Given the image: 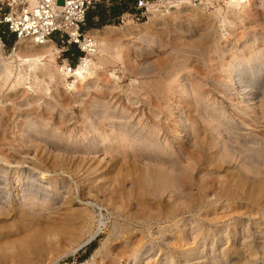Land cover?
<instances>
[{
  "label": "rangeland",
  "instance_id": "obj_1",
  "mask_svg": "<svg viewBox=\"0 0 264 264\" xmlns=\"http://www.w3.org/2000/svg\"><path fill=\"white\" fill-rule=\"evenodd\" d=\"M167 1L145 21L112 19L93 29L86 21L84 34L96 30L90 35L105 37L107 48L105 60L91 56L83 80L58 73L62 59L76 62L77 44L56 43L54 59L44 61L50 77L15 61L8 38L2 60L14 63L9 79L0 73V247L8 251L23 235L20 196L42 197L50 186L55 210L35 217L47 250L34 264L93 255L95 264H264V195L248 192L253 180L264 183V72L254 81L257 98L244 95L264 68V0ZM156 83L168 86L165 102ZM199 91L204 97L192 106ZM126 120L138 129L158 123L160 141L182 165L189 153L200 161L189 183L178 170L179 195L139 191L138 173L159 159L122 160L109 138L100 141ZM207 121L229 156L201 149ZM19 168L27 169L20 182ZM101 221L100 233L72 254Z\"/></svg>",
  "mask_w": 264,
  "mask_h": 264
},
{
  "label": "bare ground",
  "instance_id": "obj_2",
  "mask_svg": "<svg viewBox=\"0 0 264 264\" xmlns=\"http://www.w3.org/2000/svg\"><path fill=\"white\" fill-rule=\"evenodd\" d=\"M95 31L96 30H92V32H89V34L87 33V36H91L90 33L95 34L96 33ZM92 37H94L96 39L97 44H98L97 50L94 53H92V55H97L98 62H101V61L105 60V57L103 56V54L107 48V41H106L107 39L105 37L97 36L98 39L101 40L98 42V40L95 36H92ZM24 44L26 45V48H27L26 52H23L22 45H24ZM12 52H13V55L15 57V61L16 60L22 61V64L26 65V67L28 69L35 70L36 68H41L46 73H48L50 77L55 75V73H53V68L46 66V64L44 62L46 59L53 60L54 55L57 52L56 42L53 39H49L46 42L41 43V44L36 43L31 38L21 39V40H18L16 42L15 47L12 49ZM3 54H4V51H1L0 52V62H1L0 73L2 74V77L9 79L12 75L11 66L14 62L4 63L2 60ZM92 55L87 57V60L84 63L80 64L76 68L74 74L71 76H73V77L77 76L80 78V80H83L86 77L85 74H87V75L90 74L91 72L89 70L90 69L89 66H90V63L91 64L93 63V60L91 58ZM259 69H260L259 70L260 72L258 71L259 73L253 76V78H252L253 81L247 83L244 87V93H245L244 95L246 97H250L249 98L250 100L257 98V96H258V94H256L253 89L255 87L254 81L258 80V77L261 75V73L264 72V68H262V69L259 68ZM58 73H60V75H62V76L65 75L61 72L59 67H58ZM241 73H243V72H241ZM235 85L237 87H240L242 85V79L236 80ZM156 87H157L156 90L158 89L159 91L162 92L161 99L164 100V102L166 100H168L169 94L166 92V87H168V86L163 85L161 83L160 84L156 83ZM182 89L183 88L180 89V92L182 94H184ZM203 97H204V94L201 91L194 93V96L192 97L193 98L192 106H198L199 107V102H200V100L203 99ZM109 101L110 100L105 101L103 106L106 105L107 108H111L112 106H110L108 104ZM249 106L254 107L256 105H255V103L251 104V105L250 104L246 105V107H249ZM263 114H264V110L262 112V115ZM119 122L122 123L123 121H119ZM142 124H143V127L138 129L135 126V124H130L126 120V122L123 124L124 126H122L121 128H119L117 130L112 129V135L109 137L103 136L100 141L104 142L106 139L109 138L108 141H109L110 145L113 144L115 146L113 149L114 154H116V156L122 160L128 159V157L129 158L130 157L131 158H142V159L146 158V157H149V158L155 157V158L159 159L158 164H150V165L146 164L145 165L146 167L138 173V176L136 177V179L134 181V185L138 188L139 191L143 192L147 188H149V189L154 190L155 192H157L159 194H163L165 192H171L174 194V196L179 195L180 194L179 190L182 189V192L184 190L180 184V180L177 178L178 170L181 169V172H182V170L186 169L185 172H183V173L185 175H187V178H188L187 183H189L190 181H192L194 179V176H195L194 168L199 164L200 161L193 160L192 159L193 158L192 153L191 154L189 153L186 155V158H185V161H187V163L185 165H182L181 164L182 163V160H181L182 157L178 156V154L171 148L169 142H161L160 141L159 128H157L158 123L147 124V122H143ZM207 127H208L207 130H209V133H210V137L209 138L208 137L203 138V140L200 142L201 149L204 148V149L212 150V152H215L216 155L220 154V155L226 156L228 154V156H229V154L231 152L229 153V151L226 148V145H221L223 143V140H221V138L219 136L214 134L213 125L208 122ZM218 127H219V125H218ZM242 130H244V129H242ZM92 132H93V128L89 129V134H91ZM189 132H191V131H189ZM226 132H229V131H226ZM53 149H55V148H53ZM98 153H100V152H98ZM155 161H157V160H155ZM191 163L194 166H191ZM26 171H27V169H24V168L16 169L14 171L13 177L15 178L16 181H19V180H21V178L24 177ZM42 178H43V176H42ZM198 180H200V182H201L202 178H199ZM246 185H247V181H245L242 178L239 179V182H238V188L239 189L245 188ZM39 189H38V192L39 191L41 192V190H39ZM44 189L45 190H43V192H42V195H43L42 197L41 196L38 197L37 194H34L32 196H28V197L25 195H21L20 198L18 199L19 200L18 204H19L20 210L18 211L17 217H19L21 219V221L24 222V226L21 230V232H23V235L18 237L15 240V242H12V244L10 245V249H8V251L6 248L0 247V264H34L33 257H39L43 253L46 252L47 245L44 242L46 232L44 231V229L40 225H38V222L35 221V217L43 216L44 213L46 214L47 212H50V211L53 212L55 209L52 208V205L55 202L53 204L52 203L48 204L49 201L47 199H49V198L51 199L54 192H52L50 186L47 188H44ZM248 192H249L250 197H256L259 195H264V183H260L256 180H253L248 185ZM67 197L68 196H63L64 199L62 201V204L65 206H67V205H69V203H71L70 199H68ZM25 199H26V202H25ZM47 204H48V206H46ZM39 223H41V222L39 221ZM102 223L103 222L101 221L98 224L97 228L95 230H92L90 232L89 236L87 238H85V240L78 243L75 247H73L70 252L72 254H75L78 250H80L82 248V246L84 244H86L89 241H92L100 233ZM179 242H180V240H179ZM94 256L95 255H93L90 259L87 260V264H95ZM56 261L57 260H54L51 262L48 261V264H54ZM189 263H191V262H189Z\"/></svg>",
  "mask_w": 264,
  "mask_h": 264
},
{
  "label": "built area",
  "instance_id": "obj_3",
  "mask_svg": "<svg viewBox=\"0 0 264 264\" xmlns=\"http://www.w3.org/2000/svg\"><path fill=\"white\" fill-rule=\"evenodd\" d=\"M113 1L130 7L118 17L121 23L145 21L168 4L167 0H64L62 4L58 0H0V52L7 50L10 36L14 37L13 48L25 38L39 44L53 39L64 47L77 44L81 54L76 62L67 57L59 65L63 74L71 76L98 48L96 39L82 31L88 11L101 3L111 6ZM54 264H87V260L61 258Z\"/></svg>",
  "mask_w": 264,
  "mask_h": 264
},
{
  "label": "crops",
  "instance_id": "obj_4",
  "mask_svg": "<svg viewBox=\"0 0 264 264\" xmlns=\"http://www.w3.org/2000/svg\"><path fill=\"white\" fill-rule=\"evenodd\" d=\"M129 9H130L129 5L118 4L114 1L112 2L111 6H107L104 3L98 4L96 7L92 8L89 12L86 29H93L95 28L94 26H101L108 23L112 19H118L121 13ZM90 24L93 26L91 27ZM75 58L76 57H74V59Z\"/></svg>",
  "mask_w": 264,
  "mask_h": 264
},
{
  "label": "trees",
  "instance_id": "obj_5",
  "mask_svg": "<svg viewBox=\"0 0 264 264\" xmlns=\"http://www.w3.org/2000/svg\"><path fill=\"white\" fill-rule=\"evenodd\" d=\"M91 10V9H90ZM90 10L88 11V14H87V20H88V16H89V12H90ZM89 22H90V19H89ZM91 25V24H90ZM93 25H91V27H92ZM94 27H99V26H94Z\"/></svg>",
  "mask_w": 264,
  "mask_h": 264
},
{
  "label": "water",
  "instance_id": "obj_6",
  "mask_svg": "<svg viewBox=\"0 0 264 264\" xmlns=\"http://www.w3.org/2000/svg\"><path fill=\"white\" fill-rule=\"evenodd\" d=\"M90 242H91V241L87 242V243H86V244H84L83 246L87 245V244H88V243H90ZM83 246H82V247H83Z\"/></svg>",
  "mask_w": 264,
  "mask_h": 264
}]
</instances>
